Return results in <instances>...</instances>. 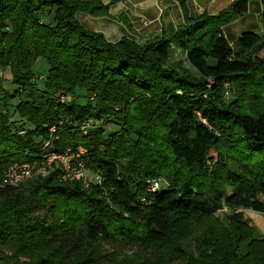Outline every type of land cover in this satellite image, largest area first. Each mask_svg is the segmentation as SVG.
<instances>
[{
	"label": "trees",
	"instance_id": "1",
	"mask_svg": "<svg viewBox=\"0 0 264 264\" xmlns=\"http://www.w3.org/2000/svg\"><path fill=\"white\" fill-rule=\"evenodd\" d=\"M249 1L138 44L111 43L83 27L78 12L108 13L98 0H0V68L10 69L14 87L1 90L0 181L10 165L43 153L53 127L50 151L85 148L87 168L103 180L85 187L53 174L0 186V264H91L104 243L157 245L224 206L236 222L239 210L264 215V57L252 56L264 32L243 33L231 46L222 30L246 15ZM176 50L184 60L172 61ZM40 59L48 64L42 85ZM14 113L32 127L27 134L17 131ZM88 120L94 127L84 133ZM109 125L117 130L107 135ZM226 149L246 174L225 169ZM158 178L168 184L152 193L147 181ZM249 234L259 237L255 227ZM254 242L259 254L234 264H264V239Z\"/></svg>",
	"mask_w": 264,
	"mask_h": 264
},
{
	"label": "rangeland",
	"instance_id": "2",
	"mask_svg": "<svg viewBox=\"0 0 264 264\" xmlns=\"http://www.w3.org/2000/svg\"><path fill=\"white\" fill-rule=\"evenodd\" d=\"M252 56L264 57V44L259 50L254 51ZM184 59L185 55L181 50H176L172 56L173 62ZM185 66L194 73L193 68L186 61ZM34 70L41 73L40 76L35 75V81H39V85H42V79L47 73L48 64L40 59L37 61ZM11 82L12 74L10 69L8 68L4 71L0 68V98L3 96L1 90H7L10 93L14 91ZM58 95L63 102H69L72 99L64 93ZM234 98L235 90L233 89L231 93L224 96V100L227 103L232 102ZM85 102L86 100L78 101L79 104H85ZM247 105H249V102L243 104L245 107ZM0 106H3V102L0 103ZM246 108L249 109L248 106ZM13 117L16 125L20 124L21 126L17 131L24 130L22 134H27V131L32 127L26 123V119L21 121V117H18L17 113H14ZM116 130L117 128L112 125L105 127L107 135ZM226 151L225 159L227 161L225 165L223 164L225 169H229L233 174H246L242 164L236 159L232 160L235 153L227 149ZM245 162L249 163V161ZM155 182L163 184V187L168 184L164 178H158L147 181V185ZM224 188L227 195L233 194L234 189L231 185H224ZM238 212H243L244 214V218L240 222L233 220V210L227 206H224V209L214 217H200L187 221L179 230L170 233L164 242L157 245L149 244L144 246L127 242L104 243L99 250V259L91 264H234L237 261L242 262V259L245 258L243 256L255 257L259 254L258 243L254 242V240L264 239V215L257 216L251 210H239ZM32 214L41 215L42 212L33 210ZM251 227H255L258 230L259 237L257 234H253L254 239H252L249 234ZM229 228H233L235 233L231 234L228 230ZM6 254H11V252L6 250ZM20 261L21 263L31 262L29 258H21Z\"/></svg>",
	"mask_w": 264,
	"mask_h": 264
},
{
	"label": "crops",
	"instance_id": "3",
	"mask_svg": "<svg viewBox=\"0 0 264 264\" xmlns=\"http://www.w3.org/2000/svg\"><path fill=\"white\" fill-rule=\"evenodd\" d=\"M98 1L109 6L108 13L93 16L78 12L77 18L85 29L102 33L111 43L126 37L138 44H144L164 34H173L189 20L197 19L204 14L215 16L236 0H187L185 5L178 0ZM262 13V0H250L246 15L223 27L224 36L231 46L235 45L243 33L264 32Z\"/></svg>",
	"mask_w": 264,
	"mask_h": 264
},
{
	"label": "built area",
	"instance_id": "4",
	"mask_svg": "<svg viewBox=\"0 0 264 264\" xmlns=\"http://www.w3.org/2000/svg\"><path fill=\"white\" fill-rule=\"evenodd\" d=\"M93 127V120H88L81 125L84 133H87ZM55 131L56 128L53 127L51 138L45 141L42 149L43 153L38 155L36 159L29 162L15 163L6 170L1 181V187L17 189L34 180L46 179L53 174L61 182H80L85 187L102 184V176L96 172L93 174L86 166L88 150L85 148L69 146L61 151H50L54 141L58 140V137L53 135ZM163 188L165 187L159 182L149 184V191L152 193Z\"/></svg>",
	"mask_w": 264,
	"mask_h": 264
}]
</instances>
